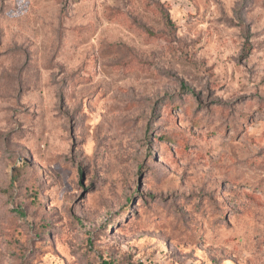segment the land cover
Returning a JSON list of instances; mask_svg holds the SVG:
<instances>
[{
  "label": "rangeland",
  "instance_id": "rangeland-1",
  "mask_svg": "<svg viewBox=\"0 0 264 264\" xmlns=\"http://www.w3.org/2000/svg\"><path fill=\"white\" fill-rule=\"evenodd\" d=\"M0 264H264V0H0Z\"/></svg>",
  "mask_w": 264,
  "mask_h": 264
},
{
  "label": "trees",
  "instance_id": "trees-1",
  "mask_svg": "<svg viewBox=\"0 0 264 264\" xmlns=\"http://www.w3.org/2000/svg\"><path fill=\"white\" fill-rule=\"evenodd\" d=\"M244 50H247V47H246V48H244Z\"/></svg>",
  "mask_w": 264,
  "mask_h": 264
}]
</instances>
